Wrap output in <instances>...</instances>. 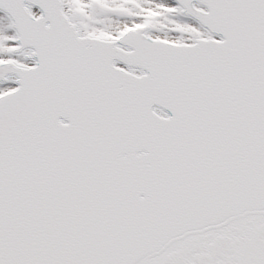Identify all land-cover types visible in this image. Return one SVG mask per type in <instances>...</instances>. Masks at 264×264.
I'll return each instance as SVG.
<instances>
[{
    "label": "snow or ice",
    "instance_id": "snow-or-ice-1",
    "mask_svg": "<svg viewBox=\"0 0 264 264\" xmlns=\"http://www.w3.org/2000/svg\"><path fill=\"white\" fill-rule=\"evenodd\" d=\"M0 264H264V0H0Z\"/></svg>",
    "mask_w": 264,
    "mask_h": 264
}]
</instances>
